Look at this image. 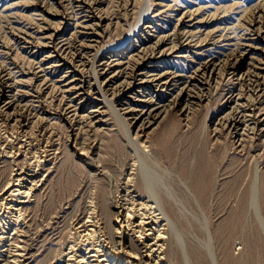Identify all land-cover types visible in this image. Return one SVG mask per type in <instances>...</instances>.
<instances>
[{
    "label": "rangeland",
    "instance_id": "1",
    "mask_svg": "<svg viewBox=\"0 0 264 264\" xmlns=\"http://www.w3.org/2000/svg\"><path fill=\"white\" fill-rule=\"evenodd\" d=\"M59 1L0 0V10L4 11L3 14L0 12V29L2 31L0 32V62L3 61L1 63L4 64L5 61L7 65L16 59L27 71L31 66L33 67L32 63L27 65L31 58V48H21L16 43L15 32L20 29L39 32L45 24L56 26L62 19L60 13L64 11V7L61 6L64 1L61 0L60 3ZM93 1H97L94 13L105 17L98 29L100 35L97 46L100 54L96 59L98 63L108 49H115L114 52L120 54L123 53L122 50L127 51L125 47H129L131 43L137 41L135 40L137 34H131L139 32L143 35L142 29L146 24L153 25L149 32L153 35L152 38L157 34H162L165 30L170 29L172 19L186 8L203 7L201 15H207L210 12L224 14L223 10H227L231 16V18L228 16L229 21L234 23L238 21L239 23L235 29L237 32L234 31L228 35H237L236 37L239 36L238 39L241 40L244 33L249 31L243 17L246 18L247 11L249 12V8L253 4L263 0ZM37 2L39 5L36 9L34 4ZM146 3L152 9L150 8L145 16L143 9ZM161 3L164 6H160ZM169 11L170 13H168ZM245 12L246 14H244ZM147 20H153V22ZM5 22L6 25L2 24ZM210 22L211 28L218 26L217 21ZM38 25L41 28L37 27ZM137 28L141 29L137 31ZM228 35L225 34L226 39L216 45L204 46L203 53L199 50L202 59L214 54L222 55L223 51L232 49L235 38L228 40ZM125 39L126 41L121 43ZM237 56L238 60H242L241 63L244 64L239 66L234 72L235 74L220 73V77L211 79L206 85L207 88L203 90L208 93L207 97L195 103L189 113L186 114L181 110L182 103L148 127L145 133H137L136 126L132 127L134 130L132 136L139 139L138 145L140 149L142 148L140 151L143 161L140 159L136 164L133 156L136 146L127 136L123 121L114 108L109 106V102L108 104L101 103V105H105L103 107L105 110L101 115L102 120L98 123L97 121L93 123L90 118L85 119L80 116H74V120L70 119L72 120L70 121L61 115L62 110L67 106L66 97L54 90L55 86L52 80H49L50 83L39 78L36 79L32 71L21 75L22 73L14 68L16 76L30 79H28L31 84L30 88H34V90H31L27 96L29 108L25 111L24 116L12 119L6 111L0 113V193L10 183L19 182L16 181L14 174L20 168L23 167L26 170L29 168L32 173L36 171L37 175L34 180L26 179L21 182V184L30 186L34 181V189H32L29 202H26L16 215L10 217L14 223L17 222L15 223V236L17 241L23 245L25 263L63 264V253L70 246H77L79 243L80 237L75 228L79 221L87 218L89 203L92 199L98 203L99 217L106 235H111L117 226V220L111 222L112 219H117L115 214L114 216L111 214L116 205L115 197L124 186L130 171H134L135 177L132 184L136 192L143 196L148 195L143 184L144 174L146 176L148 172L147 177L151 176L149 183L153 186L157 185L159 188L157 191V187H153L157 193H160L159 197L163 198L165 207L174 223L178 225V230L183 234L191 264H264V130L256 133L246 132L240 143L236 139V133L229 126L219 122L222 115L231 110V106L234 104L229 99L230 90L235 86L240 87L234 78L242 72L240 70L253 65L252 63L248 64L249 61L257 63V59L256 61L255 59L251 60L241 54ZM183 60L185 59L183 58L181 61ZM91 72L93 73L89 66L85 65L82 71L84 77H91L93 75ZM262 79L264 82V78ZM39 88L40 90H38ZM242 88L244 96L238 98V102L247 101V99L253 101L258 95L264 97L262 92L254 94L248 89L249 87L242 86ZM45 97L49 102L43 99ZM108 97L112 100L116 99L111 93H108ZM38 105L40 106L38 107ZM86 107L89 109L91 106L87 104ZM87 109L81 113H86ZM7 137L8 139H6ZM7 140L10 143L6 142ZM33 152L35 156H33ZM136 168L137 171L139 170L138 174ZM172 187H175L176 190H173ZM167 188L180 193L175 194L176 197L180 196L181 203H189H184L186 206H183L184 204H179L174 198L177 204L170 200L167 197L169 195ZM32 198L35 199L34 202L31 200ZM182 199L184 200L182 201ZM70 231H73V234ZM60 244L61 246H59ZM173 247L170 248V255L176 261L175 255L179 251L176 249L175 253ZM2 257L0 254L1 262L5 261V257Z\"/></svg>",
    "mask_w": 264,
    "mask_h": 264
},
{
    "label": "bare ground",
    "instance_id": "2",
    "mask_svg": "<svg viewBox=\"0 0 264 264\" xmlns=\"http://www.w3.org/2000/svg\"><path fill=\"white\" fill-rule=\"evenodd\" d=\"M34 1L35 0H33V2ZM62 1H64L61 5L64 7V11L60 13L62 14V19L56 26L45 24L39 32L33 30H30L33 31L30 32L22 29L15 32L16 43L23 49L31 48V58L27 65L32 63L33 67L30 64L29 67H31L27 71L16 59L14 60L15 62L11 61L10 64L7 65L5 61L4 64L1 63L3 61L0 62V113L6 111L12 119H19L21 116H24L26 113L25 111L29 108L27 96L34 88H30L31 84L29 78L16 76L13 69L17 68L16 71H20V73H22L21 75L28 74V72L32 71L36 79L39 78L45 81L52 80L55 86L54 90L62 93L63 96L66 97L65 102L67 106L64 107L61 115L69 120H74V116H80L85 117V119L90 118V120H93V123L95 121L98 123L102 120L101 115H103L105 110L103 108L105 105H101V103L105 102L108 104L109 102V106L111 105L114 108V111L123 121L127 136H129V139L136 146L137 150L133 149L134 153L131 151L134 154L132 155L134 156V163L136 164L138 160L143 159L141 158L142 154L140 151L142 148L140 149L138 145L139 139L137 140L136 137L135 139L132 136V131H134L132 127L136 126L137 133H145L148 127L152 126V124L160 120L173 109L175 110L182 103L181 110L186 114L189 113L193 109L195 103L207 97L208 93L203 90L207 88L206 85L211 79L220 77V73L224 75L226 72L234 73L241 64H244L241 63L242 60H238L237 55L241 54L242 56L249 57L251 60L255 59L256 61L257 59V63L249 61L248 64L252 63L253 65H249L246 69L240 70L242 72L234 78V80L237 81L236 84L239 83L238 85L240 87L235 86L230 90L229 99L230 102H234V104L231 106V110L222 115L219 122L222 125L229 126L236 133V139L240 143L246 132L256 133L257 131L264 130V97L258 95L253 101L247 99V101L238 102V98H242L243 95V91H241L243 90L242 86L249 87L248 89L253 91L254 94H260L261 92L264 94V82L262 79L264 78V0L256 2L255 5L253 4V6L249 8V12L246 10L248 13L246 18L242 16L249 31H244V35L246 36L241 35V40L238 39L239 36L236 37L237 35H228L236 31L235 29H237L239 23L238 21L236 23L229 21L228 16L230 12L227 13V10H223L224 14L210 12V14L201 15L200 12L201 9L204 10L203 7H196L195 9H193L194 7L190 9L186 8L181 10L179 15L172 19L170 29L152 38L153 35L149 32H151L150 30H152L153 25L146 24L144 29H142V31H144L143 35L139 32L131 34H137V36H135V40L137 41L131 43L129 47H125L128 52L122 50L123 53L120 54L114 52L115 49H108L98 63L96 62L100 54L99 50H97L99 43L98 37H100L98 29L102 19H105V17L99 14L97 15L96 12L94 13L97 8V1ZM62 1L60 0L59 3ZM128 3L130 4V2ZM22 5L24 6V4ZM37 5H39L38 2L34 4V8L38 7ZM160 6H164L163 3H161ZM150 8L152 9V7H149L146 3L143 9L145 16L148 11H150ZM98 10L100 11V9ZM3 12L1 13L3 14ZM9 13L11 12L9 11ZM168 13H170V11ZM244 14H246V12ZM229 17L231 18V16ZM97 19L98 21H96ZM147 21L153 22V20ZM210 21H217L218 26L211 28ZM6 22L2 24L6 25ZM37 27H39V25ZM139 29L141 28H137L136 30L139 31ZM198 31L201 33H197ZM0 32H2L1 29ZM225 34L229 36L227 37L228 40H233L235 38L233 42L234 46L232 45L233 48L228 51H223L222 55L214 54L202 59L199 54L203 53V47L208 44L216 45L220 41L225 40ZM196 36H200V38ZM9 39L12 40L11 38ZM126 39L121 43H124ZM7 45L8 44H6V46ZM199 50L202 52L200 53ZM183 58L185 60L181 61ZM85 65H88L89 69L93 71V73L91 72L93 74L91 77H84L82 74ZM38 90H40V88ZM108 93L113 94L116 99H110ZM43 99L46 100L48 98L45 97ZM87 104L91 106L89 109L86 107ZM39 106L40 105H38V107ZM84 109H87V112L81 113ZM80 122L82 121L80 120ZM10 138L11 136L9 140ZM6 139H8V137ZM6 142L9 141L7 140ZM12 151L15 152L14 150ZM19 151L21 150L19 149ZM151 154L153 155V153ZM33 156H35V154ZM38 157L40 156L38 155ZM27 161L26 164L28 163ZM43 161L44 159L42 162ZM37 165L36 162V166ZM138 171L136 168L137 174ZM35 172H30L29 168H27V170L23 167L20 168L15 174L13 173L16 181L19 182L7 184L8 186L4 188V190L2 189L3 191L0 193V254L5 257V261H0V264H27L25 263L26 257L23 251V245L21 242L19 243L17 241L15 236V223L17 222L14 223L11 216L16 215L25 203L29 202L32 189H34V181L30 186L21 184V182L26 181V179L34 180V177L37 175ZM147 175L145 176L144 174L143 184L148 195L143 196L136 192L132 184L135 177L134 171H130L124 186L121 187L115 197L116 205L111 214H113L112 216L115 214L117 219H112L111 222H116L117 220V226L116 229H114L115 231L109 236L106 235L102 226L97 201L92 199L90 203L88 202L89 213L87 218L85 217L86 219L79 221L78 226L75 228L80 237V240H77L79 243L77 246H70L63 253V264H191L183 234L180 233L178 230L179 227L177 228L178 225L174 223L172 216L165 207V203L162 200L163 198L159 197L160 195L158 194L160 193H157L156 189L154 190L153 187L156 188L157 185L153 186L150 184L149 180L151 176L149 175L150 177H147ZM158 189L157 187V191ZM174 189L175 187L173 190ZM173 190L167 188L169 192L167 197L170 200L174 202L176 200L181 205L189 203H181L179 199L180 196L176 197L175 194L179 192ZM90 191H92V189H90ZM31 200H33V198ZM183 200L184 199H182V201ZM34 201L35 199L33 202ZM185 204L183 206H186ZM68 225L70 226V224ZM72 232L70 231L71 234H73ZM59 246H61V244ZM171 247H173L175 253L177 251L176 249L179 251V253L175 255L176 261L173 260L170 255Z\"/></svg>",
    "mask_w": 264,
    "mask_h": 264
}]
</instances>
